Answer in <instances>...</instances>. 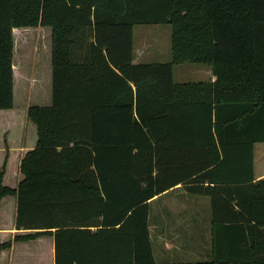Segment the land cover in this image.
Instances as JSON below:
<instances>
[{
  "label": "trees",
  "instance_id": "1",
  "mask_svg": "<svg viewBox=\"0 0 264 264\" xmlns=\"http://www.w3.org/2000/svg\"><path fill=\"white\" fill-rule=\"evenodd\" d=\"M137 25L171 26L170 62L133 63ZM41 27L52 105L27 111L38 141L15 189L8 155L0 167V203L17 198L29 234L0 251L50 236L54 264H158L150 202L181 186L210 200L212 255L171 264H264V0H0V110L14 107L13 29ZM186 63L216 80L176 84Z\"/></svg>",
  "mask_w": 264,
  "mask_h": 264
},
{
  "label": "crops",
  "instance_id": "2",
  "mask_svg": "<svg viewBox=\"0 0 264 264\" xmlns=\"http://www.w3.org/2000/svg\"><path fill=\"white\" fill-rule=\"evenodd\" d=\"M140 25H137L133 28L134 34V64H140L141 60L144 58L145 54L139 49L137 44V39L135 35L136 28ZM167 26V25H165ZM38 33L40 38V44H38V52L36 56V61L34 63V73L35 82H32V90L39 93L42 90L46 91L45 100L41 101L38 96L36 99H39V103H34L36 105L30 107H48L52 105V87L51 91L49 88V70L51 69V86H52V29L49 27L41 28H21L13 29V43H14V53H13V74H14V90L16 87V78L15 73L21 76L23 62L22 56L20 55V50L17 49L20 41H24L26 38L29 39L33 34ZM21 45V44H20ZM18 52V54H17ZM19 68L16 72L15 68ZM210 67V66H209ZM26 68V67H25ZM27 70V69H26ZM207 72L209 74L211 81H215V77L212 75L211 67L204 70L202 73ZM40 75V78L37 76ZM22 78L20 77L19 82L23 85ZM49 79V80H48ZM33 80V79H32ZM28 84V83H27ZM26 84V85H27ZM25 88L30 89L24 85ZM36 93V94H37ZM38 95V94H37ZM40 96V93H39ZM42 97V96H40ZM15 103L14 107L11 110H0V120H6L7 118H12L16 120L23 119L20 125L21 135L20 139L18 137L15 140L12 136L11 131L8 129L3 130L4 144L0 145V167L3 166L6 155H8L6 172L4 176V185L10 188L15 189L19 182L23 179L22 174L20 173V165L23 157L30 151L34 150L38 141V132L37 127L27 118V111L23 118H18L15 116ZM9 113H12L11 116H8ZM10 115V114H9ZM19 122V121H18ZM254 146V174L255 182L264 181V146L260 147L258 150ZM263 152L259 155V151ZM260 159V164L258 160ZM11 167L14 168L13 174H8ZM20 175L22 176L20 180ZM183 189L181 186L176 187L173 190H170L160 197L153 199L150 202V215L149 220L152 221V228L150 230V238L155 258V245L154 242L159 243L160 247L164 245L166 250L172 252V256L177 254L186 256L189 260H196L199 258L210 260L212 255L213 247V228H212V212H211V203L209 198L198 196L195 198L193 205L191 207H186L189 210H185L184 205H186V197L183 196ZM176 193V194H174ZM183 196V197H182ZM179 198L176 201H173V198ZM208 199V207L205 210V205ZM170 202H173L171 204ZM190 202V201H187ZM160 203H162L160 205ZM165 205V206H164ZM164 206V208H163ZM202 206V207H201ZM10 207V208H9ZM154 207V208H153ZM158 207V208H156ZM193 208V209H192ZM17 210V198L13 196L5 197L0 203V243L7 242L12 240L11 237L14 235H20L23 231H18L15 229V218ZM9 214L8 218L10 220L6 222L5 215ZM170 214V215H169ZM177 219L174 225L169 223L170 219ZM169 221V222H168ZM52 238V240H50ZM47 239V240H46ZM38 240L41 241L40 246L42 247L41 251H38V254H41L46 258H49L48 264H54V240L53 237H41ZM44 241V242H43ZM176 252V253H175ZM3 255H6V252L0 251V264H25L21 263L18 258H10L6 256V259H2ZM207 255V257H205ZM43 257V258H44ZM201 259V260H202ZM156 261V259H155ZM157 263V262H156ZM26 264H46L45 261L40 260L39 262H29ZM158 264H167V263H158ZM171 264V263H170Z\"/></svg>",
  "mask_w": 264,
  "mask_h": 264
},
{
  "label": "rangeland",
  "instance_id": "3",
  "mask_svg": "<svg viewBox=\"0 0 264 264\" xmlns=\"http://www.w3.org/2000/svg\"><path fill=\"white\" fill-rule=\"evenodd\" d=\"M135 35H136L137 44L139 46V49L143 51V53L145 54L144 58L141 60V63H168L171 61L172 59V55H171L172 54L171 52L172 28L171 26L140 25L139 27L136 28ZM38 36H39L38 33L33 34L32 36L29 37V39L26 38L24 41H20L19 43L21 45L19 44L17 47V49L20 50L19 53L23 58L22 61L26 62V63H23L24 68L22 67V71L24 73H22L20 76V77H23L22 78L23 85H21L20 83L17 84V82H19L18 80L16 82V87L14 90V103L16 107L15 116L16 117L18 116V118L24 117V115L26 114V110L28 109L29 106L36 105L34 103L40 102L39 99H36V96H38L41 101H44L45 100L44 96H46L45 90H42L39 92L40 96H42L40 97L39 93L35 92L34 90H32V88H30L32 87V82L33 83L35 82L34 77H36L33 66L36 61V56L38 52V44H40V38ZM208 68H210L209 65H205V64L186 63V64H181V65H176L174 67V82L176 84L209 82L211 81L210 79L211 76H209L207 72L202 73L204 70ZM40 77H41L40 75L37 76V78H40ZM49 78H50L49 88L51 91V87H52L51 86V69L49 70ZM24 85L30 89L25 88ZM9 114L8 116L12 115V113H9ZM22 121L23 119L16 120L13 116L12 118L9 117L6 120H0V145L4 144V141H3L5 139L3 136L4 129L10 130L15 140H17L18 137L20 139V135H21L20 125ZM262 146H264V144H258L256 146L257 150ZM262 152L263 150L261 149L259 151V155ZM258 163L260 164V159L258 160ZM13 170L14 168L11 167L8 174H13L14 173ZM21 177L22 176L20 175V180L22 179ZM182 194L183 196H187L186 205H184V208H182V210L183 209L189 210L186 207H191L193 205V202L195 201L194 199L195 198L197 199L198 196L188 194L186 191H183ZM178 199H179L178 197L177 199L173 198V201H176ZM187 201H190V202H187ZM206 201L207 203L205 205H202L203 207H205V210H207V207L209 206L208 199H206ZM170 203L173 204V202H170ZM161 204L162 203H160V205ZM8 216L9 214L7 213L5 215L6 222L10 220ZM169 221L168 222L171 223V225H174L177 219L171 218ZM149 227L152 228L151 219L149 220ZM26 234H29V233L22 232L20 233V235H14L11 237L12 240H9V241H13L16 236H23ZM50 240H52V238H50ZM40 243L41 241L38 239L35 241L13 242L10 249L2 251V252H6V255H3L2 259L4 260L6 259V256H9L10 258H18L21 263H25V264L29 262H34V261L39 262L40 260H43L46 262V264H48L49 258L44 257V254L43 256L41 254H38V251H41L42 249V247L40 246ZM0 244H3V243H0ZM154 245H155V259L157 263H161V262L163 263H196V262H202V261H209V259L206 260L202 258H199L196 260H189L186 256L182 257L180 254L179 255L175 254L172 256V252H170L169 250H166L164 245L160 247L159 243L157 242H154ZM205 257H207V255Z\"/></svg>",
  "mask_w": 264,
  "mask_h": 264
}]
</instances>
